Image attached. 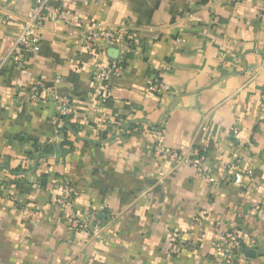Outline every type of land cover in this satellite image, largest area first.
Instances as JSON below:
<instances>
[{
	"label": "crops",
	"instance_id": "obj_1",
	"mask_svg": "<svg viewBox=\"0 0 264 264\" xmlns=\"http://www.w3.org/2000/svg\"><path fill=\"white\" fill-rule=\"evenodd\" d=\"M50 6L39 52L0 71V264H225L213 243L232 230L230 264H264V0ZM33 11L0 0V58ZM120 24L138 42L103 84L95 72L117 53L88 52L83 37ZM33 86L71 102L64 143ZM158 143L199 149L219 185L155 158ZM62 180L97 234L67 225Z\"/></svg>",
	"mask_w": 264,
	"mask_h": 264
},
{
	"label": "built area",
	"instance_id": "obj_2",
	"mask_svg": "<svg viewBox=\"0 0 264 264\" xmlns=\"http://www.w3.org/2000/svg\"><path fill=\"white\" fill-rule=\"evenodd\" d=\"M50 2L51 0H33L34 11L24 22L23 29L15 39L10 51L0 58V71L10 59L23 63L25 55H34L39 52L41 24L51 14ZM137 42L138 39L135 32L125 24L111 28H96L86 33L83 37V47L86 51H105L107 49H115L117 51V56L110 60L106 67L96 70L95 78L104 84L110 74H119L123 68L125 53L130 52ZM155 88L157 86H153V90ZM29 101L32 105H37L40 102H51L54 106L57 119L72 114L71 102L65 97H60L53 87L45 90L43 98L37 86L31 87ZM152 151L155 158L161 159L164 162L178 167H190L194 169L200 178L211 186H218L220 183L209 173L205 157L197 148L187 152H180L176 149H167L163 144L158 143L153 147ZM61 185L60 193L55 201L57 207L66 211L65 221L67 225L73 230L97 234L99 228L93 225L94 216L90 214L84 218H79L72 211L73 194L71 183L67 180H62ZM240 248L241 237L236 230L220 232L218 239L213 243L215 253L222 258L225 264L233 262V258Z\"/></svg>",
	"mask_w": 264,
	"mask_h": 264
},
{
	"label": "trees",
	"instance_id": "obj_3",
	"mask_svg": "<svg viewBox=\"0 0 264 264\" xmlns=\"http://www.w3.org/2000/svg\"><path fill=\"white\" fill-rule=\"evenodd\" d=\"M70 116H67V117H59V119H58L62 123V128H61L60 131H61V136L63 138V143L65 142V139H66V132H68L69 130H72L73 131V127H72V125L68 121V118Z\"/></svg>",
	"mask_w": 264,
	"mask_h": 264
},
{
	"label": "water",
	"instance_id": "obj_4",
	"mask_svg": "<svg viewBox=\"0 0 264 264\" xmlns=\"http://www.w3.org/2000/svg\"><path fill=\"white\" fill-rule=\"evenodd\" d=\"M112 50H114L117 53V51L115 49H112Z\"/></svg>",
	"mask_w": 264,
	"mask_h": 264
}]
</instances>
